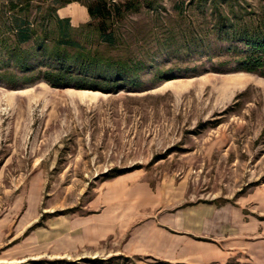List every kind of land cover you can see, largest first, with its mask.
<instances>
[{"label":"rangeland","instance_id":"1","mask_svg":"<svg viewBox=\"0 0 264 264\" xmlns=\"http://www.w3.org/2000/svg\"><path fill=\"white\" fill-rule=\"evenodd\" d=\"M9 1L0 0V264H175L127 254L123 238L88 242L118 204L140 218L152 200L233 204L264 222V76L238 70L251 46L219 26L224 16L262 40L264 0H143L155 8L118 22V50L107 54L150 68L103 94L36 78L49 69L36 48L51 0H30L23 16L39 35L11 57ZM83 24L73 37L96 47ZM28 49L34 68L23 71Z\"/></svg>","mask_w":264,"mask_h":264},{"label":"crops","instance_id":"2","mask_svg":"<svg viewBox=\"0 0 264 264\" xmlns=\"http://www.w3.org/2000/svg\"><path fill=\"white\" fill-rule=\"evenodd\" d=\"M57 15L68 18L72 26L89 20L86 7L74 2L58 9ZM142 186L147 191L148 186ZM152 201L144 208L151 210L141 218L130 210L131 204L116 205L93 222L88 242L123 238V252L175 264H264V222L243 206L202 202L181 206L175 201L163 206Z\"/></svg>","mask_w":264,"mask_h":264},{"label":"trees","instance_id":"3","mask_svg":"<svg viewBox=\"0 0 264 264\" xmlns=\"http://www.w3.org/2000/svg\"><path fill=\"white\" fill-rule=\"evenodd\" d=\"M211 1L216 5L218 0ZM71 2H79L86 7L89 20L81 27L96 35L98 41L96 47L89 48L76 40L73 37L76 28L72 27L68 18H60L57 15V8ZM8 4L12 11L8 29L14 37L9 55L14 57L12 51L35 41L39 34L38 27L29 23L23 16L30 6V0H10ZM50 4L43 21L45 20L49 26L52 24V27H49L48 31H43L37 38L36 48L40 56L47 60L49 69L39 71L36 78H44L53 87L74 86L79 89L113 92L125 88L126 84L136 83L139 73L150 68V65H145L143 60L135 58L132 53L111 55L107 52L118 50L117 23L128 15L139 13L143 7L154 9L151 3L143 0H51ZM222 17L220 28L230 27L234 32V39L251 46L247 54L239 56L238 70L256 72L264 76V49L262 54H257L259 49L264 47V37L261 40V37L256 35L260 33L259 31L245 30V35L239 34L243 33V27L227 25L224 22L226 17ZM31 50L28 49L19 57L20 69L23 71L34 68L25 63Z\"/></svg>","mask_w":264,"mask_h":264},{"label":"bare ground","instance_id":"4","mask_svg":"<svg viewBox=\"0 0 264 264\" xmlns=\"http://www.w3.org/2000/svg\"><path fill=\"white\" fill-rule=\"evenodd\" d=\"M173 81H174V79H173V80H168L167 82H173ZM65 89H71V88H65ZM83 91H85V92H94V93L103 94V93L100 92V91H91V90H83Z\"/></svg>","mask_w":264,"mask_h":264}]
</instances>
